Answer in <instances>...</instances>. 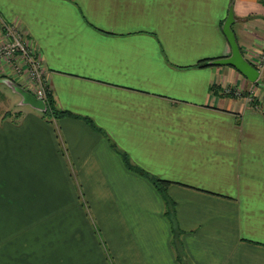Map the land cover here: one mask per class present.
I'll use <instances>...</instances> for the list:
<instances>
[{
    "label": "crops",
    "instance_id": "crops-1",
    "mask_svg": "<svg viewBox=\"0 0 264 264\" xmlns=\"http://www.w3.org/2000/svg\"><path fill=\"white\" fill-rule=\"evenodd\" d=\"M231 2L264 83V0H0V46L18 33L72 113L45 118L0 71V264H264V88L210 64ZM112 144L171 182L183 260Z\"/></svg>",
    "mask_w": 264,
    "mask_h": 264
},
{
    "label": "water",
    "instance_id": "water-1",
    "mask_svg": "<svg viewBox=\"0 0 264 264\" xmlns=\"http://www.w3.org/2000/svg\"><path fill=\"white\" fill-rule=\"evenodd\" d=\"M232 6L233 2H231L229 5V11L222 26L223 33L229 42L231 52L227 57L211 60L210 64L232 66L242 75H244L249 81L253 83L257 82L260 87L264 88V83H259L257 81L260 73L259 70L243 56L236 42L234 32L231 29V24L234 21ZM3 81L8 83V85H10L17 93L21 95L24 103L29 104L39 111H46L47 107L46 101L44 99L36 97L31 91L16 84L10 79L5 78Z\"/></svg>",
    "mask_w": 264,
    "mask_h": 264
},
{
    "label": "trees",
    "instance_id": "trees-1",
    "mask_svg": "<svg viewBox=\"0 0 264 264\" xmlns=\"http://www.w3.org/2000/svg\"><path fill=\"white\" fill-rule=\"evenodd\" d=\"M207 60L208 59L201 60L198 62V64H203V65L207 64ZM46 107H47L46 111L43 112V116L45 118H51V117L58 118V117L66 116V115H72V113L68 111L58 109L55 105L53 98L51 97V94L48 92H46ZM88 122L91 123V120L89 119ZM112 146L113 148H115V150L119 152L124 162V165L126 166L127 169L147 178L160 193L163 199L164 205H165V215L169 220V224H170V228L172 232V244L177 251V258L179 260L180 259L183 260L184 257L182 256V254H180L183 248L182 242L180 240V235L182 233V230L179 227L177 220H176L175 202L169 197L167 193L168 186L171 182L168 180L159 178L149 173L148 171L144 170L143 168L131 163L128 155L125 152L119 151L114 144H112Z\"/></svg>",
    "mask_w": 264,
    "mask_h": 264
},
{
    "label": "built area",
    "instance_id": "built-area-1",
    "mask_svg": "<svg viewBox=\"0 0 264 264\" xmlns=\"http://www.w3.org/2000/svg\"><path fill=\"white\" fill-rule=\"evenodd\" d=\"M6 35L9 41L0 46V56L14 55L20 53L25 57L26 63L30 70L33 79L36 80L38 89L33 93L36 97L46 101V89L43 83V73L38 57L32 52L18 33L12 31L9 27L6 28ZM259 68L264 69V51H261L259 57ZM249 100H251L249 98Z\"/></svg>",
    "mask_w": 264,
    "mask_h": 264
},
{
    "label": "rangeland",
    "instance_id": "rangeland-1",
    "mask_svg": "<svg viewBox=\"0 0 264 264\" xmlns=\"http://www.w3.org/2000/svg\"><path fill=\"white\" fill-rule=\"evenodd\" d=\"M8 41L9 39H7L4 43L6 44ZM262 51H264V48H262ZM0 71H4L2 73L4 76L15 78L13 80L19 82L20 85H22L24 88L31 91L32 93H34L35 90L38 89V86L36 85V80L33 79L30 74V70L26 63L25 57H23L20 54H14V55L2 54V56H0ZM0 87L4 89L6 88L4 85H0ZM249 88H254L258 90L259 87H257V85L253 83L252 86H250ZM260 91H261L260 93H264V90L260 89ZM253 98H254L253 96H250V99L253 100ZM10 101L11 100H9L7 97V100L5 102L7 103V105L12 106L11 104L12 101L11 102ZM10 112L13 113L12 110H9V113Z\"/></svg>",
    "mask_w": 264,
    "mask_h": 264
}]
</instances>
